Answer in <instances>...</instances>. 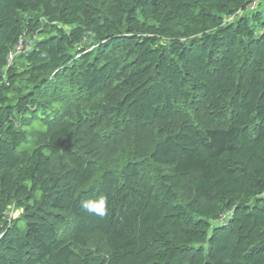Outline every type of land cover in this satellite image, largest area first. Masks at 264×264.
I'll use <instances>...</instances> for the list:
<instances>
[{"label":"trees","instance_id":"1","mask_svg":"<svg viewBox=\"0 0 264 264\" xmlns=\"http://www.w3.org/2000/svg\"><path fill=\"white\" fill-rule=\"evenodd\" d=\"M251 2L0 0V264H264Z\"/></svg>","mask_w":264,"mask_h":264},{"label":"built area","instance_id":"2","mask_svg":"<svg viewBox=\"0 0 264 264\" xmlns=\"http://www.w3.org/2000/svg\"><path fill=\"white\" fill-rule=\"evenodd\" d=\"M263 0H252L250 6H249V11H256L260 6H261V2ZM29 46H25V44L23 42H20L17 47L15 52L11 53L8 57V62H9V66L8 68H11L14 66V60L16 57H19L20 55L26 53V51H28ZM231 212H227L221 219V223L224 225L227 223L228 219L231 216Z\"/></svg>","mask_w":264,"mask_h":264},{"label":"clouds","instance_id":"3","mask_svg":"<svg viewBox=\"0 0 264 264\" xmlns=\"http://www.w3.org/2000/svg\"><path fill=\"white\" fill-rule=\"evenodd\" d=\"M84 207L90 212L95 211L103 215L105 212V199L101 197L98 202H85Z\"/></svg>","mask_w":264,"mask_h":264},{"label":"rangeland","instance_id":"4","mask_svg":"<svg viewBox=\"0 0 264 264\" xmlns=\"http://www.w3.org/2000/svg\"><path fill=\"white\" fill-rule=\"evenodd\" d=\"M257 12H260L263 15V18H264V2L259 7V10ZM40 129H41V122L40 121L34 122L32 127H31V130H40ZM20 213H21L20 210L12 208L9 217L12 218L13 220L17 219L18 216L20 215Z\"/></svg>","mask_w":264,"mask_h":264},{"label":"bare ground","instance_id":"5","mask_svg":"<svg viewBox=\"0 0 264 264\" xmlns=\"http://www.w3.org/2000/svg\"><path fill=\"white\" fill-rule=\"evenodd\" d=\"M264 2V0L261 2V5H262V3ZM227 224V223H226ZM226 224H224V225H226Z\"/></svg>","mask_w":264,"mask_h":264}]
</instances>
